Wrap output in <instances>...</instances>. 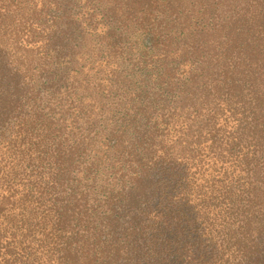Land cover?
Masks as SVG:
<instances>
[{
  "label": "trees",
  "instance_id": "1",
  "mask_svg": "<svg viewBox=\"0 0 264 264\" xmlns=\"http://www.w3.org/2000/svg\"><path fill=\"white\" fill-rule=\"evenodd\" d=\"M0 264H264V0H0Z\"/></svg>",
  "mask_w": 264,
  "mask_h": 264
}]
</instances>
